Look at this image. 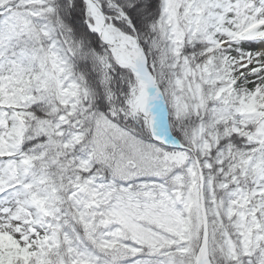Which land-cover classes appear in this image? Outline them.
I'll use <instances>...</instances> for the list:
<instances>
[{"label": "snow or ice", "instance_id": "snow-or-ice-1", "mask_svg": "<svg viewBox=\"0 0 264 264\" xmlns=\"http://www.w3.org/2000/svg\"><path fill=\"white\" fill-rule=\"evenodd\" d=\"M0 264H264V0H0Z\"/></svg>", "mask_w": 264, "mask_h": 264}]
</instances>
